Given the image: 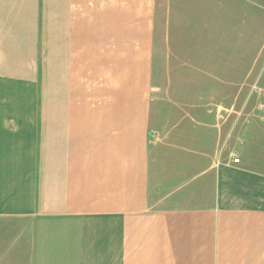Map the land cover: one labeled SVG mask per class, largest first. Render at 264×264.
Returning a JSON list of instances; mask_svg holds the SVG:
<instances>
[{
	"label": "crops",
	"instance_id": "obj_1",
	"mask_svg": "<svg viewBox=\"0 0 264 264\" xmlns=\"http://www.w3.org/2000/svg\"><path fill=\"white\" fill-rule=\"evenodd\" d=\"M163 2L0 0V264H264L263 130L158 95Z\"/></svg>",
	"mask_w": 264,
	"mask_h": 264
},
{
	"label": "rangeland",
	"instance_id": "obj_2",
	"mask_svg": "<svg viewBox=\"0 0 264 264\" xmlns=\"http://www.w3.org/2000/svg\"><path fill=\"white\" fill-rule=\"evenodd\" d=\"M159 17L158 95L233 128L260 126L264 141V0H164Z\"/></svg>",
	"mask_w": 264,
	"mask_h": 264
},
{
	"label": "built area",
	"instance_id": "obj_3",
	"mask_svg": "<svg viewBox=\"0 0 264 264\" xmlns=\"http://www.w3.org/2000/svg\"><path fill=\"white\" fill-rule=\"evenodd\" d=\"M233 163L239 164L240 163V158L239 157H234Z\"/></svg>",
	"mask_w": 264,
	"mask_h": 264
}]
</instances>
